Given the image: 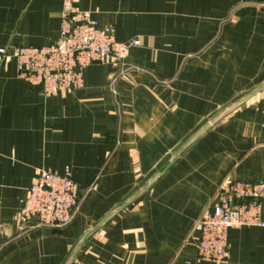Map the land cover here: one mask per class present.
<instances>
[{"label": "crops", "instance_id": "obj_1", "mask_svg": "<svg viewBox=\"0 0 264 264\" xmlns=\"http://www.w3.org/2000/svg\"><path fill=\"white\" fill-rule=\"evenodd\" d=\"M62 7L0 0V48L54 43ZM79 7L139 44L123 61L89 65L84 87L48 97L15 59H0V264H264L261 227L233 229L223 263L197 251L199 220L220 188L264 181V0ZM41 168L68 171L81 188L68 225L19 218Z\"/></svg>", "mask_w": 264, "mask_h": 264}, {"label": "built area", "instance_id": "obj_2", "mask_svg": "<svg viewBox=\"0 0 264 264\" xmlns=\"http://www.w3.org/2000/svg\"><path fill=\"white\" fill-rule=\"evenodd\" d=\"M80 0H63L59 38L44 47L0 48V59H15L19 75L38 86L45 96L84 87V70L109 58L123 61L137 39L120 42L112 30L79 7ZM81 188L66 171H36L19 218L37 226H65L80 207ZM264 228V181L230 180L220 188L214 209L198 223L200 260L223 263L228 257L230 232L242 227Z\"/></svg>", "mask_w": 264, "mask_h": 264}, {"label": "water", "instance_id": "obj_3", "mask_svg": "<svg viewBox=\"0 0 264 264\" xmlns=\"http://www.w3.org/2000/svg\"><path fill=\"white\" fill-rule=\"evenodd\" d=\"M248 96L245 98H242L238 100V102L233 103L232 105L226 106L223 109V117H225L231 110L238 108L241 106V104L246 101ZM129 206V203H123L120 206L116 207L114 210L109 212L96 226L93 228V231L98 230L108 224L110 221H112L115 217H117L121 212H123L127 207ZM82 244V242L80 243ZM78 245L77 248L75 249L73 255L71 256L69 263L72 262L75 258L76 253L78 252L79 248L81 245Z\"/></svg>", "mask_w": 264, "mask_h": 264}, {"label": "rangeland", "instance_id": "obj_4", "mask_svg": "<svg viewBox=\"0 0 264 264\" xmlns=\"http://www.w3.org/2000/svg\"><path fill=\"white\" fill-rule=\"evenodd\" d=\"M82 199V198H81Z\"/></svg>", "mask_w": 264, "mask_h": 264}]
</instances>
